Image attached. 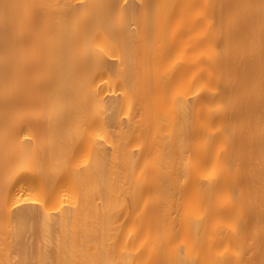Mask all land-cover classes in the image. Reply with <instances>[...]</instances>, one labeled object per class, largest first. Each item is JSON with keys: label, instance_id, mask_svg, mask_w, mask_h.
I'll use <instances>...</instances> for the list:
<instances>
[{"label": "bare ground", "instance_id": "obj_1", "mask_svg": "<svg viewBox=\"0 0 264 264\" xmlns=\"http://www.w3.org/2000/svg\"><path fill=\"white\" fill-rule=\"evenodd\" d=\"M0 264H264V0H0Z\"/></svg>", "mask_w": 264, "mask_h": 264}]
</instances>
